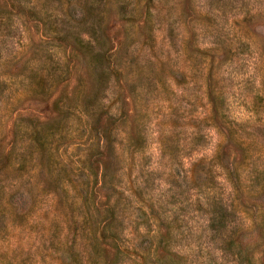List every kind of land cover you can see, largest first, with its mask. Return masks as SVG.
Returning <instances> with one entry per match:
<instances>
[{"label":"rangeland","instance_id":"rangeland-1","mask_svg":"<svg viewBox=\"0 0 264 264\" xmlns=\"http://www.w3.org/2000/svg\"><path fill=\"white\" fill-rule=\"evenodd\" d=\"M0 264H264V0H0Z\"/></svg>","mask_w":264,"mask_h":264}]
</instances>
